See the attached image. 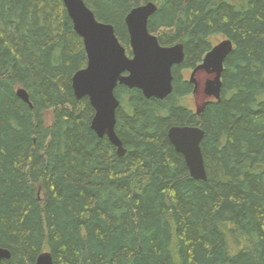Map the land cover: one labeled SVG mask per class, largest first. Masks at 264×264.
Listing matches in <instances>:
<instances>
[{
    "label": "trees",
    "instance_id": "trees-1",
    "mask_svg": "<svg viewBox=\"0 0 264 264\" xmlns=\"http://www.w3.org/2000/svg\"><path fill=\"white\" fill-rule=\"evenodd\" d=\"M84 1L128 56L126 16L156 3L150 32L185 58L163 100L117 87L120 156L75 96L88 60L63 0H0V247L12 255L2 264L44 251L55 264H264V0ZM216 36L234 50L220 101L198 112L183 103L194 84L182 72ZM173 126L205 131L206 181L171 144Z\"/></svg>",
    "mask_w": 264,
    "mask_h": 264
},
{
    "label": "water",
    "instance_id": "water-1",
    "mask_svg": "<svg viewBox=\"0 0 264 264\" xmlns=\"http://www.w3.org/2000/svg\"><path fill=\"white\" fill-rule=\"evenodd\" d=\"M234 1L242 0H216ZM76 33L83 39L87 65L72 78V87L78 100L88 97L95 115L91 127L100 138L107 137L124 156L126 149L117 135V110L120 100L116 96L118 86L139 89L147 99L163 100L174 90L173 68L185 58L184 46H162L156 35L149 30V20L157 10L154 2L133 8L125 18L132 56H128L121 44L115 27L100 22L84 0H63ZM234 50V43L226 38L213 46L202 62L193 68L190 82L194 84L193 94L198 112L211 102L220 101L222 76L225 61ZM17 95L30 106L29 93L19 87ZM205 131L199 126H173L168 137L175 150L185 158L190 175L197 180H207L205 160L201 143ZM11 252L0 247V264L11 259ZM36 264H55L49 251L42 252Z\"/></svg>",
    "mask_w": 264,
    "mask_h": 264
},
{
    "label": "rangeland",
    "instance_id": "rangeland-1",
    "mask_svg": "<svg viewBox=\"0 0 264 264\" xmlns=\"http://www.w3.org/2000/svg\"><path fill=\"white\" fill-rule=\"evenodd\" d=\"M212 40L216 44L219 41L223 40V36H216V37L212 38ZM191 73H192V68L186 69V70H184L182 72V74L184 75V77L187 78V79L190 78ZM196 99L201 102V100H202L201 94H198V97L197 98H196L195 95L190 94V95L186 96L183 99V103H185L186 105H188L190 108L195 109L196 108ZM51 113L52 112L49 113V116H51Z\"/></svg>",
    "mask_w": 264,
    "mask_h": 264
},
{
    "label": "flooded vegetation",
    "instance_id": "flooded-vegetation-1",
    "mask_svg": "<svg viewBox=\"0 0 264 264\" xmlns=\"http://www.w3.org/2000/svg\"><path fill=\"white\" fill-rule=\"evenodd\" d=\"M219 42H220V41H219ZM219 42H218V43H219ZM216 44H217V43H216ZM216 44H215V45H216ZM176 66H177V65H176ZM176 66H174V67H176ZM192 70H193V68H192Z\"/></svg>",
    "mask_w": 264,
    "mask_h": 264
},
{
    "label": "bare ground",
    "instance_id": "bare-ground-1",
    "mask_svg": "<svg viewBox=\"0 0 264 264\" xmlns=\"http://www.w3.org/2000/svg\"><path fill=\"white\" fill-rule=\"evenodd\" d=\"M143 5V4H142ZM127 15V14H126ZM125 18V17H124ZM208 52V51H207Z\"/></svg>",
    "mask_w": 264,
    "mask_h": 264
}]
</instances>
